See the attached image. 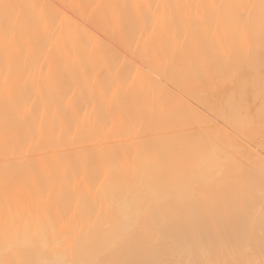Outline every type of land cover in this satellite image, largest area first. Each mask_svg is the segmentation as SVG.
Masks as SVG:
<instances>
[{"label": "bare ground", "instance_id": "obj_1", "mask_svg": "<svg viewBox=\"0 0 264 264\" xmlns=\"http://www.w3.org/2000/svg\"><path fill=\"white\" fill-rule=\"evenodd\" d=\"M263 20L264 0H0V264H264V150L247 173L234 135Z\"/></svg>", "mask_w": 264, "mask_h": 264}, {"label": "rangeland", "instance_id": "obj_2", "mask_svg": "<svg viewBox=\"0 0 264 264\" xmlns=\"http://www.w3.org/2000/svg\"><path fill=\"white\" fill-rule=\"evenodd\" d=\"M255 28L256 29V34L254 35V36H248V35H244L243 36V38H242V55H241V58H242V69H241V75H242V77H245L246 79V81H244L243 80V85H244V87H246V88H244L245 90H244V92L246 93V104L244 105L243 104V106L244 107H246L245 109H243V107H242V109L244 110V113H247V115L249 114L250 116L248 117L247 115V118H245L244 117V115H243V110H242V115H241V120H242V118H244V120H242V123L243 124H245V125H247V126H244V127H247L246 129H249V123H250V125L252 126H250L251 128L248 130V133H247V131H245V128L243 127V130L246 132H243L242 134H239V133H236V134H234L235 136L237 135V136H239V137H241L242 138V140L244 141L243 142V144H245V145H243V146H245V147H243L242 146V148H243V150L242 151H244V153L242 154V156H241V158H243V159H241V160H243V162L240 160V162L241 163H238V166L239 167H241V168H243V166H244V169H245V167L247 168L246 169V171H247V173H248V167L250 166L249 164H252V163H254L253 161L256 159V156H255V153H257L258 151H260L261 152V150H264V99H262V98H264L263 97V95H264V20H263V22L261 21V22H258V23H255V24H253L252 26H251V28ZM250 70V72H249V70ZM259 72V73H258ZM262 72V73H261ZM212 73V72H211ZM214 73H215V70H213V73L212 74H210L209 75V79H211V76L213 75L214 77H215V75H214ZM247 73H249V74H247ZM257 73V74H256ZM250 75V76H249ZM254 75V76H253ZM213 76H212V78H213ZM256 77H258L257 79H256ZM244 79V78H243ZM249 79V80H248ZM212 80H214V79H212ZM210 81L211 83H213L214 81ZM250 81V82H249ZM255 81H257L256 82V84H255ZM210 82H208V87L209 86H211V85H209L210 84ZM246 82V83H245ZM249 82V83H248ZM215 83V82H214ZM249 84V85H248ZM213 85V84H212ZM216 85V83L214 84V86ZM218 86L219 85H216V89H215V91H217V93L218 94H216V93H211L210 94V92H208V90H207V94H210V95H217V96H219V93H221V92H223V93H221V97H219V99H218V104L219 105H221L220 103H221V98H223L222 97V95H224V90H221V89H223L222 87H220L219 86V88H218ZM249 86V87H248ZM257 86V87H256ZM207 87V88H208ZM254 87H256V88H254ZM262 87V88H261ZM209 88H211L212 89V87H209ZM221 88V89H220ZM225 88V87H224ZM250 88V90H248ZM218 89L219 90H221L220 92L218 91ZM210 90V89H209ZM214 90V89H213ZM212 91V90H211ZM214 91V92H215ZM248 91H250V94L252 93V100L251 101H249L248 99H249V97L251 96L249 93H248ZM252 91V92H251ZM261 92V93H260ZM248 94L250 95V96H248ZM255 94V96H253ZM256 94H258L257 96H256ZM216 96V97H217ZM248 97V98H247ZM251 99V98H250ZM255 99V100H254ZM258 99V100H257ZM219 100H220V103H219ZM251 102V103H250ZM253 102H254V104H253ZM249 103H250V106H249ZM253 104V105H252ZM257 104V105H256ZM258 104H259V106H258ZM253 107V108H252ZM259 107V108H258ZM255 110V111H254ZM249 111V112H248ZM258 111V112H257ZM251 112H252V114H251ZM254 112V113H253ZM251 115L253 116V115H256L255 117L253 116V117H251ZM213 118H214V116H213ZM250 120V121H249ZM253 121L255 122V123H253ZM245 122H247V124L245 123ZM254 126V127H253ZM257 127V128H256ZM254 131H252V130ZM251 130V131H250ZM251 132V133H250ZM239 134V135H238ZM242 135V136H241ZM238 137V138H239ZM215 143H219V142H214V144ZM250 143H252V144H250ZM253 144H254V146H253ZM248 145H249V147H250V149L249 148H247L248 147ZM215 147H216V144L214 145ZM214 146H212V147H214ZM217 147H219V145L217 146ZM216 147V148H217ZM253 148V149H252ZM212 149H214V148H212ZM246 149V150H245ZM248 149L249 150H252L250 153H251V156L248 154ZM215 150V149H214ZM219 150V149H218ZM217 149H216V151H218ZM255 150V151H254ZM254 151V152H253ZM215 152V151H214ZM247 154H246V153ZM253 153V154H252ZM245 155V156H244ZM249 155V156H248ZM253 156L255 157V158H253ZM250 157H252L253 159H251ZM248 159H250V160H248ZM231 162V161H230ZM247 162V163H246ZM251 162V163H250ZM229 164H231V163H229ZM233 164V163H232ZM240 164H242V165H240ZM236 165V164H235ZM247 165H248V167H247ZM233 166H231V168H232ZM239 167H237V165H236V167H233V169H235V172H234V170H231V171H233L234 173H235V176L234 177H236V174L238 175V177H240L241 176V178L243 177H245L246 179H247V174L246 173H244L245 172V170L244 169H240ZM239 169V171L241 172V174L239 175V171L237 172V170ZM244 170V171H243ZM230 171V172H231ZM243 175V176H242ZM246 175V176H245ZM251 175V174H250ZM250 175L248 176V177H250ZM263 175H264V172H263ZM252 177H253V175H251ZM251 178V177H250ZM262 178H264V176H262ZM242 180V179H241ZM248 181V180H247ZM263 181H264V179H263ZM242 190H239V189H235L237 192H238V194L239 193H242L243 194V192H244V188H241ZM234 191V190H233ZM232 191V192H233ZM236 191H234L233 193H236L237 194V192ZM240 191V192H239ZM231 192V193H232ZM230 193V194H231ZM235 195V194H234ZM238 196V195H237Z\"/></svg>", "mask_w": 264, "mask_h": 264}]
</instances>
